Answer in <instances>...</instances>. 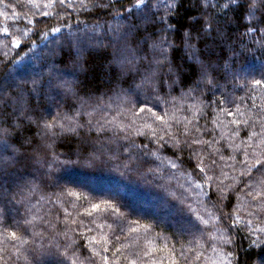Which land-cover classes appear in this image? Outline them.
Returning a JSON list of instances; mask_svg holds the SVG:
<instances>
[{"label":"trees","instance_id":"obj_1","mask_svg":"<svg viewBox=\"0 0 264 264\" xmlns=\"http://www.w3.org/2000/svg\"><path fill=\"white\" fill-rule=\"evenodd\" d=\"M251 3L0 0V86L7 111L24 123L22 133L0 123L9 128L0 138L8 142L3 155L19 160L13 171L26 181L16 219H0V264H42L46 257L51 264H105V255L107 264H128L148 249L158 264H264V233L258 231L264 228V174L245 163L264 160V25L257 23L260 12L249 15ZM101 39L103 47L83 48ZM130 48L136 59L125 65ZM169 65L180 66L182 75ZM11 73L26 83L11 80ZM41 78L64 87L35 93L32 81ZM137 89L139 100L132 95ZM144 100L163 120L133 117ZM37 108L50 113L49 120L67 117L60 121L64 129L47 132L24 121ZM70 172L116 190L70 180ZM156 203L167 216L182 208L179 218L196 228L179 230L175 219L142 212L141 205ZM135 221L151 230L131 232ZM13 231L27 243L13 241Z\"/></svg>","mask_w":264,"mask_h":264},{"label":"snow or ice","instance_id":"obj_2","mask_svg":"<svg viewBox=\"0 0 264 264\" xmlns=\"http://www.w3.org/2000/svg\"><path fill=\"white\" fill-rule=\"evenodd\" d=\"M53 2H55V0H53ZM64 2L65 0H59L60 4H63ZM233 2H235V0H233ZM82 3H83V0H82ZM141 3H142V0H137V6H140ZM47 6L48 5H45V7ZM238 7L242 9L244 8V4H240ZM249 8L252 10L249 13V15L251 16H254L256 12L261 13L260 18L257 21V23L260 25H264V0H252V3L249 5ZM43 15L47 16L48 13L45 12L43 13ZM51 31L56 33V32H59L60 29L52 28ZM3 33L4 35H9L8 29L7 28L3 29ZM26 34L27 33H25V35ZM45 39H47L46 36H45ZM11 43H13L16 47H19L21 42L19 39H16L15 36H12ZM207 66H210V61ZM207 66L202 64L201 70H206ZM169 70L175 72L177 75H182L183 73V69L180 66L173 67L172 65H169ZM132 79L134 81L135 76H133ZM143 83L146 85H149L153 91L156 90V85L153 82L152 78L145 77L143 80ZM254 83L257 85H260L261 81L255 80ZM32 84L34 86L32 91L35 93H44L45 89H47L48 92H55L57 89L64 87L63 83L54 82V79L52 78L48 80H44L43 78H41L40 80H33ZM160 84L161 86L163 84L162 78H161ZM132 87L133 85L130 84L129 88H132ZM3 92H4V88L0 86V123L8 124L9 128L13 130V133L17 131L22 133L24 123L21 121L20 115H18L15 112V110L11 113L7 111V108L10 105H9V102L4 99ZM137 100H139L138 94H137ZM141 103L145 106L140 107L139 112H133L132 113L133 117L138 116L139 113H147V114H150L151 118H154V122L163 120V117L159 116L155 111H153L152 107H147V100H144ZM224 111L227 112V115H233V113L227 111L226 109ZM237 114L243 115L242 113H239V109H237ZM48 115H51V114L48 113L46 115L44 111L38 108L32 109L26 116H24V121L34 123L36 124L38 128L43 127V129H45L47 132H53L54 128L57 126H59L61 129H64V124L61 123L60 121L68 119L67 117L58 118L57 116H54L52 117L51 120H49L47 118ZM262 119H264V117H262ZM232 122L236 124L240 123L239 120H234ZM244 123L247 124L248 121L244 120ZM145 127L152 129L151 124L145 123ZM9 128H3V129H0V131L7 133L9 131ZM67 130L75 131V128L69 127ZM261 134L264 135V124L261 125ZM153 135H155L154 129H153ZM160 139L162 140L163 137H160ZM261 143H264V138H262ZM7 148H8V142L0 138V219H8L10 217L13 219H16L15 213H17L19 210L15 208L14 205L20 203L21 200L24 198V188L26 185V181H25V177L23 175H20L18 171H13V169H15L16 165L19 163V160L15 156L5 157L3 155V153L6 151ZM247 155L248 154L245 153V156ZM156 158L160 159L159 156H157ZM169 163L171 164V167L173 168L177 167V165L174 162H169ZM213 163H215V161H213ZM245 163H249V171H251L252 169H255L257 172L264 174V160L260 159L259 157L254 158V162L245 161ZM197 167H199L200 172L205 171V168L201 167L200 164H198ZM208 179H211V177H208ZM261 183L264 184V181H261ZM197 187H199V185H197ZM31 190L34 191L35 189L32 188ZM69 194L71 195V193ZM249 194L251 195V193ZM259 195L260 193H257V196ZM221 198L222 199L226 198L223 196V190H221ZM253 199H256V197H253ZM164 204L165 206H168L167 201H165ZM92 208L94 210L99 209V205L93 204ZM189 209H190V206H189ZM182 211H183L182 208H177V212H182ZM88 214L91 215V213H88ZM196 219L197 221L203 223L204 225L208 224V221L205 220L204 217L200 216L199 214H197ZM17 223H19L18 219H17ZM24 223L26 225H30L32 224V221L25 219ZM135 223L138 225V227L132 228L130 230L131 232H138L139 229H143L147 233L148 231L151 230V227H152L151 225L140 224L139 221H135ZM249 223H251V221H249ZM187 228L188 229L196 228V225L191 223V221H188ZM90 230L91 229H89V231ZM181 230H185L184 225H181ZM258 231L264 233V228H259ZM10 237L13 241H19L22 244L27 243V241L24 240L21 235H18L16 231L11 232ZM117 239H119V237H117ZM221 239L223 243H226V244L232 243V241L226 236H222ZM257 243H258L257 240L252 241V244L254 245ZM259 243H264V240L259 241ZM91 251L94 253V255H99V253L95 252V249H91ZM104 251L107 252L108 249L105 248ZM116 251L119 252L120 249L118 248L116 249ZM228 255L231 256L232 253L229 252ZM145 258H147V261ZM102 259L105 262V264H107L109 257L105 255L103 256ZM197 259H199V256H197ZM149 262L150 264H158V262L153 258L152 249L141 250L139 253H137L136 259L128 260V264H149ZM173 264H175V261L173 262ZM229 264H230V261H229Z\"/></svg>","mask_w":264,"mask_h":264},{"label":"rangeland","instance_id":"obj_3","mask_svg":"<svg viewBox=\"0 0 264 264\" xmlns=\"http://www.w3.org/2000/svg\"><path fill=\"white\" fill-rule=\"evenodd\" d=\"M71 42H72L71 44L73 45V48L76 49V45L74 44V41L72 39H71ZM104 44H105V42H103L102 39H101V40H99V44H89V45L83 44L84 45L83 48L85 50L95 49V48L103 47ZM134 54L135 53H134V51L131 48L127 50V52H126L127 58L125 59V65L130 64L131 61L136 59ZM122 55H125V53H122ZM141 59L143 60L144 58H141ZM62 76H65V75H62ZM10 79L14 80V81L16 80L19 85H22V84L26 83L25 79H22L21 77L17 76L15 73H11V78ZM138 92L139 91L137 89V90L133 91L132 95H136V94H138ZM59 101H63V99L61 98V99H59ZM122 102H127V101H122ZM93 149H94V144H93ZM68 177L70 178V180L77 179V180L80 181L81 184L89 185V186H91L92 188H94L96 190H102V191H105V192H108V193L115 192V190H116L115 186L114 187H110L106 183H104L102 181H98L99 179H92L90 177H84V176H81V175L77 176V175H75V174H73L71 172H70V174H68ZM59 182L61 183L62 180H59L58 183ZM65 182H68V180H66ZM171 194H173V193H169V195H171ZM141 208L143 210H145V211H142V212H150V213H152V215H156L157 217H160L161 214H162L161 218H162L163 221H167V219H169V218H171L170 220L175 219V221H174L175 225L174 226H175L176 229L181 230V225L186 226L185 228L187 229V223L183 219L179 218L180 212H177V208H176L175 212L173 214L171 213L169 216H167L168 209L164 208L162 205L161 206L157 205V203H156V205L154 207L152 205H145L144 204V205H141ZM161 208H163V209H161ZM132 210H139V208L137 206H133ZM161 210H163V211H161ZM15 215H16V213H15ZM174 223L172 221V224H174ZM200 233H201V231H196L194 235L200 237V235H201ZM51 260H52L51 257H46L42 261V264H51Z\"/></svg>","mask_w":264,"mask_h":264}]
</instances>
